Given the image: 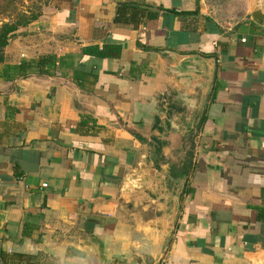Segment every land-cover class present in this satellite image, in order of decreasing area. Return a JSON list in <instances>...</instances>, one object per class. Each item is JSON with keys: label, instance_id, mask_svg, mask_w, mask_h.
<instances>
[{"label": "crops", "instance_id": "obj_1", "mask_svg": "<svg viewBox=\"0 0 264 264\" xmlns=\"http://www.w3.org/2000/svg\"><path fill=\"white\" fill-rule=\"evenodd\" d=\"M3 57L0 264H264V0H49Z\"/></svg>", "mask_w": 264, "mask_h": 264}, {"label": "water", "instance_id": "obj_2", "mask_svg": "<svg viewBox=\"0 0 264 264\" xmlns=\"http://www.w3.org/2000/svg\"><path fill=\"white\" fill-rule=\"evenodd\" d=\"M174 61L179 69L191 80V86H202V96L205 94L207 90V86L209 82L213 79L214 68H215V59H203L199 57L190 56L188 58L179 57L176 54H173ZM180 59L190 60L193 61L192 64L188 66V68L183 69L181 64L178 62ZM205 63L207 68L205 71H202L201 63ZM171 209H170V216L169 222L166 226V232L170 233L174 222L176 220L178 208H179V197L178 195L171 197Z\"/></svg>", "mask_w": 264, "mask_h": 264}, {"label": "trees", "instance_id": "obj_3", "mask_svg": "<svg viewBox=\"0 0 264 264\" xmlns=\"http://www.w3.org/2000/svg\"><path fill=\"white\" fill-rule=\"evenodd\" d=\"M49 0H44L40 5H36L29 9V12L16 11L12 9V14L15 15L14 19L3 22L0 25V63L4 61L3 50L8 45L9 40L14 36L15 32L21 28L25 27L33 21L37 20L42 12L43 7L48 5ZM33 61H23L19 64L18 71L21 76H26L31 72H25L27 69H31L33 66Z\"/></svg>", "mask_w": 264, "mask_h": 264}, {"label": "rangeland", "instance_id": "obj_4", "mask_svg": "<svg viewBox=\"0 0 264 264\" xmlns=\"http://www.w3.org/2000/svg\"><path fill=\"white\" fill-rule=\"evenodd\" d=\"M44 0H0V25L3 22L14 19L12 9L21 12H29L30 8L40 5ZM45 6L43 7V10Z\"/></svg>", "mask_w": 264, "mask_h": 264}, {"label": "built area", "instance_id": "obj_5", "mask_svg": "<svg viewBox=\"0 0 264 264\" xmlns=\"http://www.w3.org/2000/svg\"><path fill=\"white\" fill-rule=\"evenodd\" d=\"M46 185H47L46 183H43V184H42L43 187L46 186Z\"/></svg>", "mask_w": 264, "mask_h": 264}]
</instances>
